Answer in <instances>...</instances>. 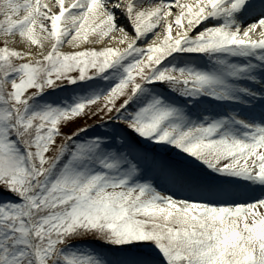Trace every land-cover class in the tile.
Returning a JSON list of instances; mask_svg holds the SVG:
<instances>
[{"label":"snow or ice","instance_id":"snow-or-ice-1","mask_svg":"<svg viewBox=\"0 0 264 264\" xmlns=\"http://www.w3.org/2000/svg\"><path fill=\"white\" fill-rule=\"evenodd\" d=\"M0 264H264V0H0Z\"/></svg>","mask_w":264,"mask_h":264},{"label":"rangeland","instance_id":"rangeland-1","mask_svg":"<svg viewBox=\"0 0 264 264\" xmlns=\"http://www.w3.org/2000/svg\"><path fill=\"white\" fill-rule=\"evenodd\" d=\"M63 50H68V49H67V46H65V48H64ZM81 123H83V121H81Z\"/></svg>","mask_w":264,"mask_h":264}]
</instances>
